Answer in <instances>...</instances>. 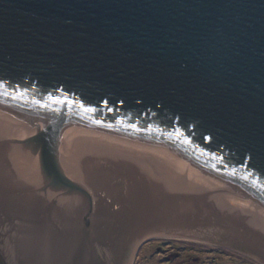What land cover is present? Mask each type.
Returning <instances> with one entry per match:
<instances>
[{"label": "water", "instance_id": "water-1", "mask_svg": "<svg viewBox=\"0 0 264 264\" xmlns=\"http://www.w3.org/2000/svg\"><path fill=\"white\" fill-rule=\"evenodd\" d=\"M151 240L264 264V0H0V264Z\"/></svg>", "mask_w": 264, "mask_h": 264}, {"label": "rangeland", "instance_id": "rangeland-1", "mask_svg": "<svg viewBox=\"0 0 264 264\" xmlns=\"http://www.w3.org/2000/svg\"><path fill=\"white\" fill-rule=\"evenodd\" d=\"M133 264H257L227 249L195 242L151 240Z\"/></svg>", "mask_w": 264, "mask_h": 264}, {"label": "flooded vegetation", "instance_id": "flooded-vegetation-1", "mask_svg": "<svg viewBox=\"0 0 264 264\" xmlns=\"http://www.w3.org/2000/svg\"><path fill=\"white\" fill-rule=\"evenodd\" d=\"M2 259L5 261L4 257L2 256ZM6 264V263H5Z\"/></svg>", "mask_w": 264, "mask_h": 264}]
</instances>
